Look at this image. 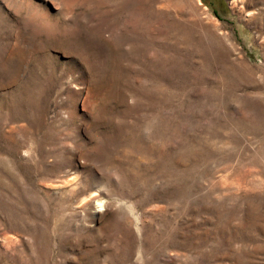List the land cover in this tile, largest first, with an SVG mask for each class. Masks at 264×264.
<instances>
[{
  "label": "rangeland",
  "instance_id": "rangeland-1",
  "mask_svg": "<svg viewBox=\"0 0 264 264\" xmlns=\"http://www.w3.org/2000/svg\"><path fill=\"white\" fill-rule=\"evenodd\" d=\"M0 264H264V0H0Z\"/></svg>",
  "mask_w": 264,
  "mask_h": 264
}]
</instances>
